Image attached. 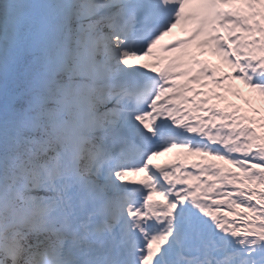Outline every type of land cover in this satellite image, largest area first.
I'll use <instances>...</instances> for the list:
<instances>
[{
  "label": "snow or ice",
  "instance_id": "6c2138e0",
  "mask_svg": "<svg viewBox=\"0 0 264 264\" xmlns=\"http://www.w3.org/2000/svg\"><path fill=\"white\" fill-rule=\"evenodd\" d=\"M0 264H264V0H0Z\"/></svg>",
  "mask_w": 264,
  "mask_h": 264
}]
</instances>
